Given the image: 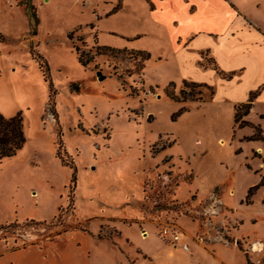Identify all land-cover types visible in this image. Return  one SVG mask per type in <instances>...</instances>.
Wrapping results in <instances>:
<instances>
[{"label":"rangeland","instance_id":"rangeland-1","mask_svg":"<svg viewBox=\"0 0 264 264\" xmlns=\"http://www.w3.org/2000/svg\"><path fill=\"white\" fill-rule=\"evenodd\" d=\"M204 25L218 26L189 16L182 0L155 10L148 0H0V113L20 115L25 135L0 160V250L83 227L128 237L130 254L148 249L154 262L141 264H183V254L176 261L158 251L167 244L160 230L192 234L196 225L201 245L207 235L241 244L245 257L217 246L232 264H264V251L251 250L264 242V183L245 202L264 175V141L251 138L254 127L234 126L213 86L212 95L200 88L202 101L168 94L196 82L179 58L191 61L213 41L200 35L182 52L177 37ZM32 50L48 63L51 100ZM214 185L222 202L211 205Z\"/></svg>","mask_w":264,"mask_h":264},{"label":"crops","instance_id":"crops-1","mask_svg":"<svg viewBox=\"0 0 264 264\" xmlns=\"http://www.w3.org/2000/svg\"><path fill=\"white\" fill-rule=\"evenodd\" d=\"M166 2L167 0H148L151 10L158 9ZM182 2L189 16H202L203 20L206 19L209 22L213 20L218 26L212 29L209 25H204L197 31L179 35L177 37L178 48L182 52L194 45L195 38L200 35L213 41L200 46L199 56L197 55L191 61L180 57V64L194 69V75L187 77L188 80L206 83L215 88L213 96L217 97L221 106H227L234 123L235 105L246 102L252 91L264 85V0H182ZM176 14V12L168 13L174 23H176ZM202 53L207 57H212L223 71L233 72L232 77L223 78L213 68L201 66ZM245 118L254 124L261 125L264 129V87L254 98L252 107ZM243 128L251 130L247 126ZM257 149L264 153L262 145L259 144ZM216 189L219 190V186L214 185L208 195L210 200L213 199L211 205L217 200L222 202L220 190L216 191ZM176 229L179 230V228ZM118 230L122 236V230ZM179 231L182 233L184 242L189 246L190 241L193 243L192 250L191 246L190 251H186L181 243L173 245L163 238L167 244L159 243L158 251L176 261L179 259L178 254H183L185 256L183 264H232L218 254L217 246H233L240 250L236 242H226L215 235H207L203 245L197 243L192 238L196 232V225L192 234ZM98 233V230L94 232L90 229L83 230L74 227L42 244L9 245L0 250V264H123L124 262L129 264L130 261L134 264H141L142 261L154 262L152 252L146 248L136 246L133 254H130L128 250L134 243L128 237L118 242L117 239L112 241L99 238ZM145 234L147 236L149 232ZM239 235L243 234L236 232V236ZM118 250L125 256L124 262L116 253ZM251 250L252 252L264 251V242H253ZM241 252L244 254L242 250ZM245 264L248 263L245 261Z\"/></svg>","mask_w":264,"mask_h":264},{"label":"trees","instance_id":"trees-1","mask_svg":"<svg viewBox=\"0 0 264 264\" xmlns=\"http://www.w3.org/2000/svg\"><path fill=\"white\" fill-rule=\"evenodd\" d=\"M101 48L111 49L113 48L103 46ZM33 58L39 64L40 71L44 78V81L48 85V89L50 91L49 96L50 100L55 95L56 89L54 87L49 66L46 59L37 51L32 50ZM148 56V55H146ZM79 60L81 63L86 64L88 60H84L81 56H79ZM200 65L203 67H211L216 70L221 77L223 78H231L233 72H224L221 70L216 63V61L212 57H207L202 53V59L200 60ZM190 87L188 91L187 88ZM206 87L210 90V95L213 94V87L206 84V83H198V82H184V88L180 91L179 94H175L174 90L169 91L168 94L170 97L176 101H186L188 99H196V100H203V96L201 94L200 88ZM264 85L260 86L258 89L252 91L250 93L249 99L246 102L239 103L235 105L234 111V126L244 127V126H252L255 128V133L251 136V138L262 139L264 141V136L261 134L262 129L260 125H255L254 123L247 120L245 117L248 115L250 108L252 107V102L254 98L260 93ZM194 88H197L195 91ZM25 143V135L23 130V121L20 115H16L13 117H5L3 114L0 113V160L6 157H11L17 153V151L24 145ZM75 178V176H74ZM264 183V175L261 181L255 185H252L248 188L246 194V203H251V197L253 196L255 190ZM60 217V213L57 216ZM45 221H35V220H27L25 225L27 224H43ZM83 230H87L86 228L79 227ZM239 248L242 250L241 244L238 243ZM248 262V260H247Z\"/></svg>","mask_w":264,"mask_h":264},{"label":"built area","instance_id":"built-area-1","mask_svg":"<svg viewBox=\"0 0 264 264\" xmlns=\"http://www.w3.org/2000/svg\"><path fill=\"white\" fill-rule=\"evenodd\" d=\"M160 233L163 236V238H165L173 245H177L181 243V246L184 250L190 251L189 244L182 240V233L175 227L164 226L161 228Z\"/></svg>","mask_w":264,"mask_h":264},{"label":"water","instance_id":"water-1","mask_svg":"<svg viewBox=\"0 0 264 264\" xmlns=\"http://www.w3.org/2000/svg\"><path fill=\"white\" fill-rule=\"evenodd\" d=\"M98 74L100 75V73H98ZM99 77H100V78H103V76H101V75H100Z\"/></svg>","mask_w":264,"mask_h":264}]
</instances>
